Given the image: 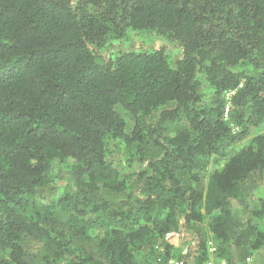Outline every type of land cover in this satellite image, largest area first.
Here are the masks:
<instances>
[{"label": "trees", "instance_id": "1", "mask_svg": "<svg viewBox=\"0 0 264 264\" xmlns=\"http://www.w3.org/2000/svg\"><path fill=\"white\" fill-rule=\"evenodd\" d=\"M261 130L264 0H0V264L248 263Z\"/></svg>", "mask_w": 264, "mask_h": 264}, {"label": "rangeland", "instance_id": "2", "mask_svg": "<svg viewBox=\"0 0 264 264\" xmlns=\"http://www.w3.org/2000/svg\"><path fill=\"white\" fill-rule=\"evenodd\" d=\"M130 44H133L135 47H151V46L158 47V46H163L162 40L157 39L155 37V35L148 34V33L137 34L135 32H132V33H130L128 35V38H127L126 43H125V46H127V45L131 46ZM137 45H139V46H137ZM198 77L202 78V76L200 74L198 75ZM116 110H117V112L119 113V115L121 117H124V111L119 106L116 107ZM260 133H264V130H261ZM250 138H251V136L248 137L247 139H245L243 142L238 143L235 146H237V147L238 146L239 147L242 146L243 144L247 143ZM117 166H119V168L121 167L122 169L125 170L123 165L118 164ZM64 182H65V180L62 181V184ZM59 185H61V182H59ZM241 215L245 219L248 217V213H246V212H244ZM207 224H208V219L204 218L203 219V227H204V229L207 228ZM172 243L175 246L181 245V249L185 248V247L189 248L192 245L191 240L186 238V237H185V239H175V240L172 241ZM263 259H264V247L261 250H259L258 252H256L254 257H253V259L251 261H249L248 263H246V264H260Z\"/></svg>", "mask_w": 264, "mask_h": 264}, {"label": "built area", "instance_id": "3", "mask_svg": "<svg viewBox=\"0 0 264 264\" xmlns=\"http://www.w3.org/2000/svg\"><path fill=\"white\" fill-rule=\"evenodd\" d=\"M182 236H184V234H181L180 232H170L164 236V241L167 243H172V241L175 239H182ZM184 237H186V235ZM191 242L192 245L189 248L185 247L181 249L183 254H186L192 250H194L195 252V246H193V241L191 240ZM206 247L209 256L206 264H230L226 260H220L215 257V247L212 241H208ZM155 264H186V263L174 259H169V260L157 259Z\"/></svg>", "mask_w": 264, "mask_h": 264}]
</instances>
